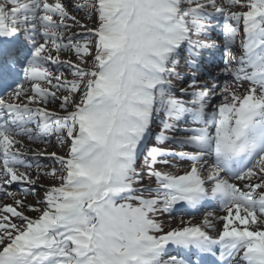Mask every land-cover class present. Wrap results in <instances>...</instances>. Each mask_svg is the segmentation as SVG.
<instances>
[{"label": "snow or ice", "instance_id": "6c2138e0", "mask_svg": "<svg viewBox=\"0 0 264 264\" xmlns=\"http://www.w3.org/2000/svg\"><path fill=\"white\" fill-rule=\"evenodd\" d=\"M208 256L264 264V0H0V264Z\"/></svg>", "mask_w": 264, "mask_h": 264}, {"label": "rangeland", "instance_id": "374dc122", "mask_svg": "<svg viewBox=\"0 0 264 264\" xmlns=\"http://www.w3.org/2000/svg\"><path fill=\"white\" fill-rule=\"evenodd\" d=\"M66 2H68L69 4H71V0H66ZM73 31H79V29L74 28ZM212 41H215L217 44L222 45V39H221V36H220L219 30H214V31H212V32L210 33V35H209V41H208V42H212ZM220 48H221V47H220ZM213 50H215V49H213ZM216 51H218V49H217ZM183 63H184V62H183V59H181V69H180V71H181V73H182L183 75H189V74H190L189 69L186 68V67H183ZM218 65H222V60H221V62H218ZM215 73H216V71H215V72H214V71H210V73H208V74L215 75ZM200 79H201V80H206V79H207V76H206V77L203 76V78H200ZM153 131H154V132H155V131H158V129H157V128H154ZM148 143H149L150 146H151V145H155V140H154V139L149 140ZM50 147H51L52 149H55L56 152H59V151H60V149L58 148V146H57L56 143H55V137H52V138H51V141H50ZM161 147H168V146H167V145H161ZM48 161H49V162H48L47 165L55 166L53 161H51V160H48ZM145 183H148L147 179H145ZM31 215H35V214L32 213ZM172 217H173V216H171V218H172ZM162 218L165 219V220H168V219H169V217H168L167 215H165V216L162 217ZM173 218H174V217H173Z\"/></svg>", "mask_w": 264, "mask_h": 264}, {"label": "bare ground", "instance_id": "6f19581e", "mask_svg": "<svg viewBox=\"0 0 264 264\" xmlns=\"http://www.w3.org/2000/svg\"><path fill=\"white\" fill-rule=\"evenodd\" d=\"M215 70H216V68H214ZM47 151H52L51 150V148H47ZM52 152H54V151H52ZM51 153V152H50ZM42 183H46L45 181H41ZM41 195H42V192H41ZM27 200H28V202H32V203H34L35 202V198L33 197V196H28L27 197ZM201 218V216L200 217H198L196 220H199ZM172 219V221H173V223H175L176 221H178L179 220V218L178 217H172L171 218Z\"/></svg>", "mask_w": 264, "mask_h": 264}]
</instances>
